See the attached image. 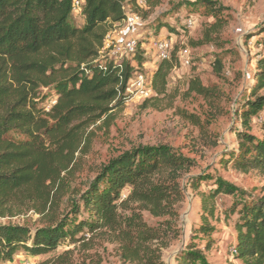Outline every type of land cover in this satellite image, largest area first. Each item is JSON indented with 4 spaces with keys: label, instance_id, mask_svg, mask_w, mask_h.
I'll return each instance as SVG.
<instances>
[{
    "label": "trees",
    "instance_id": "obj_1",
    "mask_svg": "<svg viewBox=\"0 0 264 264\" xmlns=\"http://www.w3.org/2000/svg\"><path fill=\"white\" fill-rule=\"evenodd\" d=\"M81 1L84 25L77 28L70 22L73 0H0V218L32 211L43 223L34 230L0 226V264L10 263L19 251L37 258L56 251L64 240L84 242V230L116 243L124 262L164 264L161 252L179 234V180L191 167L167 146L138 147L110 160L81 197L88 221L69 230L68 218L60 213V175L68 171L89 125L123 104L128 81L144 64L138 47L136 66L99 59L106 35L124 19V6H138V0ZM178 65L175 53L158 62L154 96L145 102L165 94L167 78ZM215 69L221 71L218 60ZM251 80L253 100L238 116L242 152L233 169L264 176V128L262 140L248 134L252 119L264 110V96L258 95L264 91V56ZM40 88L56 94L48 112L35 106ZM188 91L205 99L215 97L196 79L189 82ZM212 198L201 197L207 215L212 214ZM142 212L167 221L150 228ZM236 233L237 259L264 264V201L243 206ZM176 264H201V253L188 247Z\"/></svg>",
    "mask_w": 264,
    "mask_h": 264
},
{
    "label": "rangeland",
    "instance_id": "obj_2",
    "mask_svg": "<svg viewBox=\"0 0 264 264\" xmlns=\"http://www.w3.org/2000/svg\"><path fill=\"white\" fill-rule=\"evenodd\" d=\"M138 2L139 6H124L125 13L138 17V23L132 29L113 28L105 43L109 48L100 61L124 60L136 66L135 56L123 49L112 54L114 47L121 48L127 41L135 40L144 63L138 71L144 76L154 75L158 63L153 44L161 35L170 43V56L175 53L179 65L170 72L163 96L145 102L154 94L142 99L135 87L129 86L120 107L89 125L68 171L59 178L63 185L60 213L68 218L69 230L88 221L81 197L110 160L138 147L167 146L189 160L191 167L179 180L183 193L176 223L179 234L162 250L161 260L164 264H176L181 252L194 247L201 253V264H242L235 255L236 225L244 205L264 201V176L257 172L239 173L233 165L242 152L237 138L242 131L238 116L253 100L252 74L257 61L264 56V0ZM149 2L157 4L149 7ZM190 19L194 22L192 28L186 26ZM70 22L82 28V10L72 11ZM215 25L221 26L219 32L212 27ZM216 60L221 63L220 72L215 69ZM195 79L211 89L215 97L205 99L189 92V82ZM258 95L264 96V91ZM56 100L52 89L40 88L35 106L48 112ZM250 126L248 134L262 140L264 110L252 119ZM202 196H214L212 214L202 210ZM141 218L150 228L167 221L145 212ZM203 223L207 224L205 228ZM8 225L34 230L43 223L28 211L0 218V226ZM83 234L84 242L64 240L56 251L35 258V264H129L120 258L116 243L91 237L86 230ZM24 257L27 254L19 251L11 262Z\"/></svg>",
    "mask_w": 264,
    "mask_h": 264
},
{
    "label": "built area",
    "instance_id": "obj_3",
    "mask_svg": "<svg viewBox=\"0 0 264 264\" xmlns=\"http://www.w3.org/2000/svg\"><path fill=\"white\" fill-rule=\"evenodd\" d=\"M138 6L141 4V2L137 1ZM82 10V1L81 0H73L72 2V11H81ZM138 23V17L135 14L131 13H124V19L113 26L115 28L116 26H124L127 29H132L133 27L136 26ZM194 25L193 20H187L186 21V26L189 28H192ZM110 38V33H108L105 37V43L107 39ZM113 40V39H112ZM104 43L103 48L99 52V56H101L105 50H107L109 47ZM137 42L135 40H129L127 41L121 48L119 47H114V50H112V54L114 55L117 53L118 49H123V51L131 54L132 56H136L137 52ZM154 51L156 52V59L157 63L160 61L164 60H169L170 58V51H171V46L170 43L166 38L163 36H159L154 44H153ZM111 53H108V56H110ZM115 62V61H114ZM116 63V62H115ZM185 65H188V62L185 63ZM152 79H153V74L150 75H143L140 73L138 70L134 71L132 74V77L128 81V87L129 86H134L135 91L137 95L142 98V99H148L149 97L152 96L153 90H152ZM128 90V88H127ZM6 264H35V258L27 256L22 259H19L16 262H10Z\"/></svg>",
    "mask_w": 264,
    "mask_h": 264
}]
</instances>
